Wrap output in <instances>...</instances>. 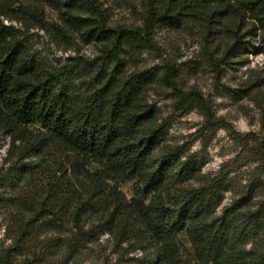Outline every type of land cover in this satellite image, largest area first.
<instances>
[{"label": "rangeland", "instance_id": "rangeland-1", "mask_svg": "<svg viewBox=\"0 0 264 264\" xmlns=\"http://www.w3.org/2000/svg\"><path fill=\"white\" fill-rule=\"evenodd\" d=\"M97 1L106 26L128 34L116 50L67 23L63 2L0 0V29L39 73L67 68L72 91L101 69L137 82L154 112L151 126L166 130L159 153L180 149L195 168L185 186L207 190L209 217L226 223L248 257L264 252L261 23L246 9L181 0L182 21L158 23L153 47L139 49L130 34L146 28L148 1ZM168 66L174 85L163 76ZM140 185L121 182L103 161L47 129L17 123L0 104V264H172L133 204ZM180 237L188 257V236Z\"/></svg>", "mask_w": 264, "mask_h": 264}, {"label": "trees", "instance_id": "trees-1", "mask_svg": "<svg viewBox=\"0 0 264 264\" xmlns=\"http://www.w3.org/2000/svg\"><path fill=\"white\" fill-rule=\"evenodd\" d=\"M36 1L56 6L63 2L69 12L64 14L67 23L82 28L87 41L109 43L111 50L126 42L128 34L106 26L97 0ZM147 1L146 28L130 34L139 49L153 47L151 32L158 23L175 24L186 14L181 0ZM196 1L246 9L264 28V2ZM159 5H164L162 11ZM30 16L43 27L39 14L31 12ZM70 74L65 67L39 73L29 53L0 29V104L17 123L39 125L70 148L103 161L121 182L139 180L133 204L172 264H264V252L252 255V250L248 257L226 223L209 217L211 204L205 188L185 186L196 179L195 168L188 159L182 160L181 150L159 153L166 130L163 124L151 126L154 112L141 101L137 82H123L114 72L101 69L94 81L72 91L65 82ZM163 76L168 84H175L172 67ZM182 234L190 242L188 257L181 254Z\"/></svg>", "mask_w": 264, "mask_h": 264}]
</instances>
